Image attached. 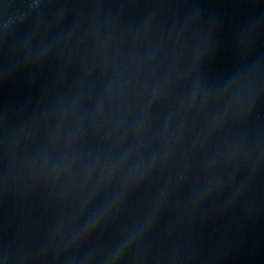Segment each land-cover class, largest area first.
Instances as JSON below:
<instances>
[{"label": "water", "instance_id": "95a60500", "mask_svg": "<svg viewBox=\"0 0 264 264\" xmlns=\"http://www.w3.org/2000/svg\"><path fill=\"white\" fill-rule=\"evenodd\" d=\"M0 264H264V0H0Z\"/></svg>", "mask_w": 264, "mask_h": 264}]
</instances>
